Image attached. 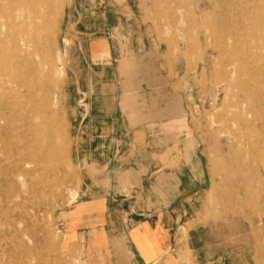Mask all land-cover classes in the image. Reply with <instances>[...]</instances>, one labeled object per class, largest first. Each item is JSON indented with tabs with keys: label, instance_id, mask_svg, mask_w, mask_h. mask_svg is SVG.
<instances>
[{
	"label": "rangeland",
	"instance_id": "obj_1",
	"mask_svg": "<svg viewBox=\"0 0 264 264\" xmlns=\"http://www.w3.org/2000/svg\"><path fill=\"white\" fill-rule=\"evenodd\" d=\"M104 22L115 52L101 76L87 48ZM240 49L264 56V0H0V264H84L69 209L115 177L101 159L120 139L169 166L171 143L205 149L212 182L173 229L184 264H264V91L249 89L264 90V59ZM128 95L149 116L141 132H92L91 110L117 115Z\"/></svg>",
	"mask_w": 264,
	"mask_h": 264
},
{
	"label": "crops",
	"instance_id": "obj_2",
	"mask_svg": "<svg viewBox=\"0 0 264 264\" xmlns=\"http://www.w3.org/2000/svg\"><path fill=\"white\" fill-rule=\"evenodd\" d=\"M108 30L110 26L104 22L88 41V67L93 70L100 65L101 76L106 65L111 64L109 59H104L111 58L115 52ZM116 70L119 72L117 67ZM91 84L97 83L92 81ZM100 84L103 85L102 78ZM95 100L106 103L116 99L106 93ZM141 100L135 95L118 100L120 112L117 115L112 113V109L105 111V105L100 104V111L91 110L90 119L94 123L91 131L100 135H130L132 139L141 132L140 126L149 123L148 115L146 119L142 116V120H138L136 102ZM149 108L144 107L143 110L149 112ZM162 108L166 113L169 109L171 111V105L165 99ZM143 132L150 134L147 128H143ZM120 140L125 145L121 154H117L118 148L113 157L101 159L102 165L107 167L117 161L115 177L107 187L102 186L94 193L95 197L80 199L69 209V231L84 247L82 261L84 264H184L173 251V229L178 218L189 209L188 200L200 195L207 183L210 185L212 182L213 172L210 164L205 163V149L200 147V143L190 145L180 141L174 144L175 147L171 143V152L166 154L165 160L175 163L169 166L159 157L138 160L136 144ZM104 145L102 151L109 148V145ZM141 166L146 169L142 171ZM153 166L157 168L152 170ZM85 190L90 192L88 187ZM128 215H132L134 220L126 227L123 218Z\"/></svg>",
	"mask_w": 264,
	"mask_h": 264
},
{
	"label": "bare ground",
	"instance_id": "obj_3",
	"mask_svg": "<svg viewBox=\"0 0 264 264\" xmlns=\"http://www.w3.org/2000/svg\"><path fill=\"white\" fill-rule=\"evenodd\" d=\"M38 19V18H37ZM237 22H238V20H237ZM249 23V22H248ZM44 26H48L49 28L50 27H52L53 26V21L52 20H50V19H47V21H46V24L44 25ZM245 30V29H244ZM48 36V35H47ZM247 39V38H246ZM24 39H22V41H23ZM16 42V41H15ZM249 43V42H248ZM23 45L25 46V47H27L28 46V42H26L25 40H24V43L21 45V43H20V41H17L16 42V48H19V49H21L22 51L23 50H25L24 49V47H23ZM251 45V44H250ZM239 52H241L242 54H244L245 55V57H246V59H248V63L249 64H253V63H258V61H260V60H263L264 59V56H262L261 54H256V53H247V52H244V50L243 49H240L239 50ZM249 52V51H248ZM1 56H0V61H1ZM3 60V59H2ZM258 69H260V68H258ZM253 73H251L250 74V80H252L253 78ZM13 80L14 79H11L10 78V82H13ZM250 83V82H249ZM249 89H251V91L252 92H259V93H263V86H261L260 88H256V87H251L250 86V88ZM4 108H6V107H4Z\"/></svg>",
	"mask_w": 264,
	"mask_h": 264
},
{
	"label": "built area",
	"instance_id": "obj_4",
	"mask_svg": "<svg viewBox=\"0 0 264 264\" xmlns=\"http://www.w3.org/2000/svg\"><path fill=\"white\" fill-rule=\"evenodd\" d=\"M127 217L128 216H126L125 218H123V223H124V225L127 227V226H129L131 223H132V221L130 222V223H126V219H127ZM129 221V220H128Z\"/></svg>",
	"mask_w": 264,
	"mask_h": 264
}]
</instances>
